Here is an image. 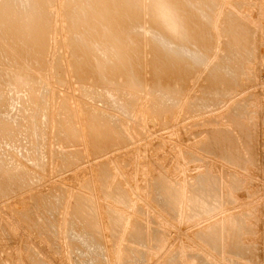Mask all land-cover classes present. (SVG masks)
I'll return each instance as SVG.
<instances>
[{
    "label": "rangeland",
    "instance_id": "1",
    "mask_svg": "<svg viewBox=\"0 0 264 264\" xmlns=\"http://www.w3.org/2000/svg\"><path fill=\"white\" fill-rule=\"evenodd\" d=\"M110 2L111 12L116 17L123 16L126 22L118 19L102 22L95 14L94 0H0V185L9 188L6 195L0 193V264H35L39 260L43 264H87L88 254L81 252L84 248L79 249L69 235L86 223L71 212L76 193L87 195L100 208L108 205L122 216L115 237L110 235L102 209L95 217L102 235L96 254L104 258L102 264H201L199 260L215 264H264L263 0L219 1L216 14H220V7L232 9L236 18L240 16L242 26L245 23L253 29L254 51L235 54H241L233 61L235 86L224 92L223 88L203 92L207 63L216 62L223 55V44L228 38L222 32L219 34L214 23L210 28H216L214 32L211 30L214 48L211 47L208 61L182 85L183 99L180 97L182 101L177 104L172 96L177 93L171 95L159 87L151 68L152 40L158 39L161 47V34L158 31L157 35L151 24L152 6H159V0H130L133 12L123 1ZM136 14L141 15L142 24L134 23ZM39 36L43 39V51L36 58L34 45L38 46ZM109 53L119 69L127 70L118 71L113 79L105 77L100 69V58H107ZM75 59L88 60L87 66L94 70L89 79L76 76ZM121 59L125 65H121ZM137 64L139 77L142 73L141 79L136 82L135 78L134 82L130 70ZM204 101V109L191 106ZM196 108L203 109L198 110L202 116L209 113L207 118H214L199 125L203 132L193 140L196 149L204 141L205 128L227 129L233 135L237 156L227 162L191 148L200 159L192 158L196 161L186 163L188 169L208 167L220 172V192L222 199H226L221 203H229H220L218 208L225 206L188 224L200 230L214 218L219 221L239 214L242 222L235 236L244 246L243 254L228 247L233 236L227 235L225 229L220 231L218 251L207 248L196 235L191 238L186 234L180 241L178 233L183 230L172 224L170 203L159 204L154 196L152 182L161 168L169 186L172 184L169 173L179 181L176 175L186 168L180 164L174 173L170 170L175 162L169 161L171 154L186 146L190 148V139L186 146L182 144L188 132L198 128L186 127L199 120ZM92 134L100 148L97 151L90 143ZM103 136L108 140H103ZM172 146H177L174 147L177 150L170 154ZM196 169L190 176L197 173ZM224 169L226 172L222 173ZM99 173L105 177L106 188L118 184L123 189L128 204L102 196ZM183 206L181 200L180 209ZM187 208L188 205L179 213ZM71 221H74L72 229ZM136 228L141 230L143 241L130 236ZM174 238L176 243L172 245ZM180 244L187 247L174 255V248L181 247ZM137 249L140 261L134 258Z\"/></svg>",
    "mask_w": 264,
    "mask_h": 264
},
{
    "label": "bare ground",
    "instance_id": "2",
    "mask_svg": "<svg viewBox=\"0 0 264 264\" xmlns=\"http://www.w3.org/2000/svg\"><path fill=\"white\" fill-rule=\"evenodd\" d=\"M119 1H123L125 5L128 4L129 9L131 8L130 7V0H119ZM219 1L220 0H159V6H157V5L152 6L153 9L151 11V16H152L151 24H152V28L154 29V31L156 29V31H157L156 34L158 33L157 35H159V32L161 34V47H159L160 45L157 43L158 39H157V42L156 41L153 42V40H152L153 48H154V60L152 62L151 68L153 69L152 71L154 72L153 76H154V79L156 80L155 82L159 85V87H163L164 89H167L171 95H172V92L177 93L175 95H172L173 98L176 100V101L174 100L175 104H177L179 101H182V100H180V97L182 96L181 92H183V90H182L183 86L182 85H184L185 81L189 78V76L193 72H196L195 70H197L201 66V64L205 60L208 59L209 53L211 52V49L214 48L213 46H211V42H212L211 39L213 37L212 36L213 33L211 32L212 29L210 30L212 25L215 26L214 23L217 24L216 28L217 29L219 28V31H220L219 34H221V32H222V34L224 33L225 35H227L228 38L224 41V44H223L224 45L223 55L219 54L221 56H219V58L217 57L218 60L216 62L213 61V63L212 62H210V63L208 62L209 64L207 63L208 74H207L206 79H205L206 80V83H204L205 85H202V89H204L203 92L204 91L205 92H211L212 88L213 89L216 88L217 91H220V88H223L222 92H224V89H225V91H228L229 88L232 87V85L235 86L236 67H234L233 61H237L241 55L240 54L239 56H237L235 54H237L240 51H241V53L243 52L242 54H251L254 51L253 43H254V39H255L254 38L255 32L253 31V29L246 27V25H244L245 23L242 26L241 20H238V18L240 16L238 15L239 17L236 18L234 16L235 14L232 13V12H234L232 9H231L232 10V12H231V10L226 11V10H228V8H226L225 10H223L224 9L223 8L221 10L222 7H220V10L218 8V11L219 12L221 11L220 14H216V12H217L216 8L219 5ZM109 3L111 4L110 0H94L95 14H97V17H100L101 21L104 23H110L113 19H118L122 22H126V18H124L123 16L116 17L111 12V10L109 9V6H108ZM221 4H222V2H221ZM263 10H264V0H263ZM130 11L133 12L132 9H130ZM71 12H70V14H71ZM1 13H3V12L1 11ZM73 13H74V11H73ZM90 15H92V14H90ZM215 15H216V18H215ZM153 17H154V19H153ZM1 18H2V14L0 15V19ZM72 19H73V17H72ZM141 19H142L141 15L136 14V20L134 21V23L139 22V24H140V22H141V24H142ZM41 20L42 19H40L39 21L41 22ZM7 22L9 24L10 21H7ZM13 24H15V20H14ZM131 25L132 24H130V26ZM0 26H1V24H0ZM9 26H11V25L9 24ZM74 26H72V27L74 28ZM130 26L127 25V27H130ZM5 27H7V26L5 25ZM12 27H14V25ZM127 27L124 28V31L127 30ZM14 28L12 30H14ZM130 28H129V30H130ZM216 28H213L212 31L214 32V29H216ZM263 28H264V19H263ZM7 30H9V29H7ZM8 32H9L8 34L11 35L10 31H8ZM5 33H6V31H5ZM14 34H15V32H14ZM151 34H152V32H151ZM12 35H13V31H12ZM17 35H18V33H17ZM17 38H19V35ZM13 39H14V37H13ZM14 41H16V40H14ZM14 41H13V43H14ZM14 44L16 45V43H14ZM37 44H38L37 47H36V44L34 45V49H36V50H34V54H35L36 58L38 55L42 56V53H41L43 51L42 36H39ZM213 44H215V43L213 42ZM236 45H237V49H235ZM75 47H77V46L75 45ZM220 48H222V45ZM261 50L264 53V44H263V48ZM106 52H108V51H106ZM108 56H109V58H108ZM104 57L105 56L100 58V61H101L100 62V69L102 71L104 70L105 77L107 76L108 78L113 79L116 76V73L118 71H120L121 73H125L127 71L124 68L119 69V67L115 64V61H113L111 53H109L107 55V58H104ZM38 59H41V58H38ZM206 62H204V63H206ZM87 64H88V60L75 59L74 68L76 71V76L79 79L86 80V79H89V77H91L93 75L94 70H92L91 67H88ZM125 64H126L125 60L121 59V65H125ZM136 67H138V64H137V66L134 67V69L130 70V77H131V81H134V79L137 78V80L135 79V81L137 82L138 79L139 80L141 79V73L142 72L139 71V72H141L140 77H139V73H138L139 67H138V69ZM100 69L98 72H100ZM154 79H153V81H154ZM175 79H176V83H174ZM151 81H152V79H151ZM204 86H206L207 88H204ZM227 87H228V89L226 90ZM217 88H219V89H217ZM184 92H185V90H184ZM213 92H216V91L214 90ZM171 95H170V97L172 98ZM103 96H104V94H103ZM221 96H222V94H221ZM172 104H173V101H172ZM196 104L192 103L191 106L192 107H197V106L200 107L201 106L203 108V106L206 104V101H204L203 103H200L199 105H196ZM200 109L201 108H199V109L196 108L195 110H197V112H195L194 110H192V111H194L195 113H199L198 110H200ZM203 109H201V110H203ZM202 115H203V113H199L198 114L199 117H196V119L198 118L199 120H196L195 123L193 121H192V123H189V126H186L188 129L185 127L187 130H189V128L198 127L196 130H192V131L188 132V134L186 135V142L185 143L182 141L183 139L181 140V142L184 143L182 145L186 146L185 144L188 143L187 139H188V141L190 139V141H189V145H191L190 148H187V146L185 148L183 146L185 148L184 149L182 146H180L183 148V150L181 151V149L179 148L180 151L176 154L173 152V150H177L174 147H177L178 145L174 146V147L172 146V148L169 147L170 149H172L171 152L169 151L170 154L172 152L174 153V154H171L169 162L170 163H172V161L175 162V164L173 165V168L171 167L172 169L170 171H173L174 173H176V171H178V169L180 168L179 167L180 164H182V166L186 165V168L184 170H182L181 173L178 172V175H176V177L178 178L179 181L174 180L169 173V179L172 182V184L169 186V184H167V181L165 179V173H164V171H162V168H161V173H159L154 178V182H152L153 183L154 196H155L156 200L159 202V204L160 203L161 204H164V203L169 204L170 203V206H171V209H170L171 216L170 217L172 218V222H173L172 224L174 226L176 224H178V229L183 230L182 234L178 233V235L180 237V239H179L180 241H182L181 237L186 236V234L187 235L190 234L191 238H194L193 236L196 235L197 237H200L204 241V244L207 246V248L210 247L211 249H213V251H218L220 248V245H221V237H222V236H220V233H221L220 231L225 229V230H227V235H229V233H231V236H233L232 238H230V243H229L228 247L230 249L233 248L234 251H237V253L239 252V253L243 254L244 246L238 243L236 236H235L236 231H239L238 226L240 225V222H242V217L239 214L238 215H235V214L230 215V216H228V218L224 217L225 219H223V218L218 219L219 221H216L217 219L214 218L216 220L212 219L210 222L207 223V225L201 227L200 230H196V229L194 230V226L188 224V222L194 223V221H199L198 217H200V216L206 217L207 215L213 213L216 209L217 210L220 209L223 206V205H221V207L218 208L220 206L221 201L223 200V202H224V200H226V199H222V194L220 192V183H221L220 172H214V171L210 170L208 167L205 170L204 169L203 170L202 169L197 170L196 168H194V170H191V169H188L189 167H187L188 163H192L193 161L195 162L196 160L200 159L198 156H196V153H195L196 151L192 152V150H191V148L196 149L195 144L193 143L194 138L199 137L201 132H203L201 129H199V125L201 123H203L204 121L210 122L211 120L214 119V118H210V119L207 118L208 115H210L209 113H208L207 117H206V114L204 116H202ZM193 120H195V118ZM204 131H205L204 141L202 142V144L200 146L198 144V146H197L198 149H196V150H200L201 152H204V153L207 152V153L211 154V156L213 154V155H216V157L217 156L220 158L222 157V159L227 160V162L229 160H231L233 157L237 156L236 145H235V142H233V139H232L233 135H232V133H230V131H228L227 129H223V130L218 131L214 127L205 128ZM185 132H186V130H185ZM90 140H91L90 143L93 142V144H92V147L94 148L93 150L97 151L98 150L97 148H99V147L96 145V142H97L96 136L94 134H92L90 137ZM103 140H108L107 136H103ZM225 145H226V147H224ZM222 147H224V148H222ZM175 152H177V151H175ZM63 157H64V155L62 156V158ZM216 157H214V158H216ZM168 158H169V156H168ZM177 158H178V160H177ZM192 158H194L196 160H193ZM187 160H191V161H187ZM231 161H230V163H231ZM198 162L199 161H197V163ZM206 163H207V161H206ZM199 166H197V167H199ZM156 167H159V166H156ZM203 168H205V167H203ZM158 169H160V167ZM195 169H196L197 173H194V175L192 174L190 176L189 173L195 172ZM201 170L203 172L198 173V171H201ZM104 171H105V169H104ZM225 172H226L225 169L222 170V173H225ZM99 174H100L99 180L101 181L100 189L102 190V196H104L108 199H112L114 201H117L123 205L128 204L129 201H127L126 196H125V192L123 191V189L118 184L113 185L112 188H110V189L106 188V186L104 184L105 177L101 173H99ZM230 184L232 185V181H230ZM233 184H234V181H233ZM1 185H2V187H1ZM1 185H0V193L3 195V194L8 192L9 188H8V186L4 187L3 184H1ZM86 185L89 186L90 183L87 182ZM86 196H84L82 193H76V197L73 198V199H75L76 203L73 206L71 212L77 218L84 219L86 221V223H82L80 225L79 229L78 228L76 230L73 229L74 231L70 230L71 233H69V235L72 238V240H75V242L78 243V248L79 247H81V249L84 248V250L81 252L85 251V253L88 254L86 257L88 259L87 264H95L96 261H98V264H102L104 262V261H102L104 258H102L101 254H99V255L96 254V253H98L97 248H99L100 245L102 244V241H101L102 235L99 232V229L97 227L99 222H97L95 220V217L98 215L99 210L102 209L103 212L105 213V216H106L107 225H108L109 230H110V235L115 237V235H117L119 232L118 224H120L122 216L119 212H116L114 209L112 210L111 208H109L108 205H104L102 208H100L98 205H96V203L94 201L91 200V198L89 199ZM181 200L183 201V205H184L183 208H186L187 205H188V208H187V210H184L182 213H179L183 209V208L180 209V201ZM188 200H189V203H188ZM230 200L231 199H229V201ZM72 201H74V200H72ZM227 201H228V199H227ZM228 203L226 202V203H221V204H228ZM178 208H179V210H178ZM71 223L72 224L70 225V229H72V226L74 228V225H73L74 221H71ZM179 230H178V232H180ZM133 235H135L137 237V241H143L145 239L142 235L141 230H138L137 228L132 230L130 236L132 237ZM112 236H111V238H112ZM114 237H113V239H114ZM176 239L173 241L174 243H172V245L176 243ZM179 240H177V241H179ZM187 242H189V241H187ZM76 243H75V246L77 247ZM179 243H183V242H179ZM180 245H181V247L176 246L174 248L175 249L174 255H177L178 253L180 254V252H179L180 249L183 247H187V246H185L186 244L184 246L182 244H180ZM139 252L140 251L137 249V252H136L137 254L134 256V258L135 257L138 258L141 256V253H139ZM139 254H140V256H138ZM234 254H236V253L234 252ZM185 256L187 257V259L190 258V255H188V254H186ZM140 258H138L137 260L140 261ZM143 258L144 257L142 256V259ZM83 259L86 260L85 258H83ZM39 261H37V263H35V264H43ZM199 263H201V264H215V262H213L211 260H208V261L199 260Z\"/></svg>",
    "mask_w": 264,
    "mask_h": 264
}]
</instances>
